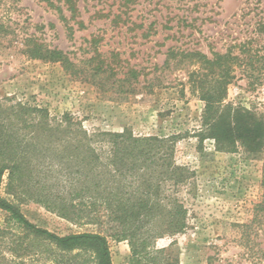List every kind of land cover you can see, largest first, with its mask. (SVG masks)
<instances>
[{"label": "rangeland", "instance_id": "rangeland-1", "mask_svg": "<svg viewBox=\"0 0 264 264\" xmlns=\"http://www.w3.org/2000/svg\"><path fill=\"white\" fill-rule=\"evenodd\" d=\"M73 1L76 18L66 0H0L6 30L0 35L1 105L42 106L52 117L69 113L90 131L181 135L176 162L195 178L181 194L190 229L172 249L179 264H264V155L241 147L221 153L212 140L201 143L205 104L190 83L200 70L194 53L248 59L240 45L258 37L264 0ZM31 36L66 53L75 72L25 56ZM247 48L264 55V47ZM234 76L226 103L264 116V69L236 67ZM1 196L12 200L4 186ZM17 205L33 224L59 236L95 230L34 202ZM6 216L0 210V227ZM170 244L163 239L157 246ZM109 246L113 264H130L127 242L110 239Z\"/></svg>", "mask_w": 264, "mask_h": 264}, {"label": "trees", "instance_id": "trees-1", "mask_svg": "<svg viewBox=\"0 0 264 264\" xmlns=\"http://www.w3.org/2000/svg\"><path fill=\"white\" fill-rule=\"evenodd\" d=\"M66 5L76 18V2L66 0ZM5 32L0 25V35ZM255 34L240 45L245 61L231 53L191 55L200 62L190 76L192 93L205 104L198 137L201 143L212 140L221 153L241 147L264 155V116L226 103L236 67L264 69V55L247 48L264 47V23ZM23 47L30 59L60 63L72 74L76 70L66 53L36 36L26 38ZM181 138L139 136L129 129L90 131L69 113L52 117L42 106L0 103V210L7 214L0 227V264H113L110 239L127 242L130 264H179L172 249L190 229L181 194L195 178L176 162ZM3 186L12 200L1 196ZM23 202L95 230L59 236L29 221L17 205ZM163 239L171 244L158 248Z\"/></svg>", "mask_w": 264, "mask_h": 264}]
</instances>
